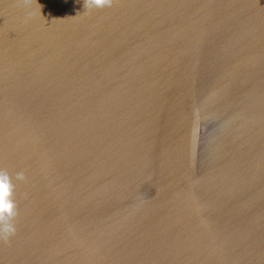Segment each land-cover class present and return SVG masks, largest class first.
<instances>
[{
    "label": "water",
    "instance_id": "95a60500",
    "mask_svg": "<svg viewBox=\"0 0 264 264\" xmlns=\"http://www.w3.org/2000/svg\"><path fill=\"white\" fill-rule=\"evenodd\" d=\"M0 264H264V0H0Z\"/></svg>",
    "mask_w": 264,
    "mask_h": 264
},
{
    "label": "clouds",
    "instance_id": "9594fccd",
    "mask_svg": "<svg viewBox=\"0 0 264 264\" xmlns=\"http://www.w3.org/2000/svg\"><path fill=\"white\" fill-rule=\"evenodd\" d=\"M113 0H84V9H102L110 7ZM14 185L6 169H0V236L5 239L14 231L12 221L16 216L13 199Z\"/></svg>",
    "mask_w": 264,
    "mask_h": 264
}]
</instances>
